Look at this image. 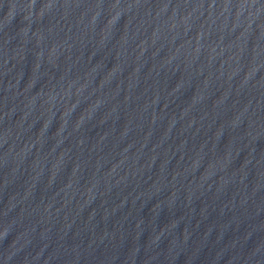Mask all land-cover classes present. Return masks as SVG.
<instances>
[{"label": "water", "instance_id": "95a60500", "mask_svg": "<svg viewBox=\"0 0 264 264\" xmlns=\"http://www.w3.org/2000/svg\"><path fill=\"white\" fill-rule=\"evenodd\" d=\"M0 264H264V0H0Z\"/></svg>", "mask_w": 264, "mask_h": 264}]
</instances>
